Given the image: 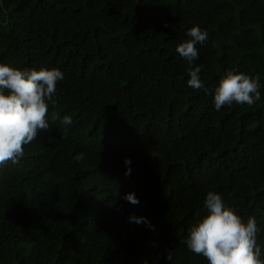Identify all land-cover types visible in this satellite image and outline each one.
I'll return each mask as SVG.
<instances>
[{
    "label": "trees",
    "instance_id": "trees-1",
    "mask_svg": "<svg viewBox=\"0 0 264 264\" xmlns=\"http://www.w3.org/2000/svg\"><path fill=\"white\" fill-rule=\"evenodd\" d=\"M0 64L64 74L50 128L0 168V264H209L184 243L209 191L256 220L264 259V0H0ZM228 70L261 99L217 111Z\"/></svg>",
    "mask_w": 264,
    "mask_h": 264
},
{
    "label": "clouds",
    "instance_id": "clouds-1",
    "mask_svg": "<svg viewBox=\"0 0 264 264\" xmlns=\"http://www.w3.org/2000/svg\"><path fill=\"white\" fill-rule=\"evenodd\" d=\"M187 36L188 39L177 44L176 52L191 64L199 58L197 45H205L208 33L193 26ZM200 74V66L189 68L187 85L213 95V89L205 87ZM63 79L64 74L58 68L18 69L0 64V168L9 161L17 163L24 155L23 146L33 142L39 131L50 128L49 102L57 92V82ZM259 88V77L228 70L214 88L215 109L219 111L233 102L251 106L261 99ZM58 119L66 132L72 124L71 117L59 118L58 113H53L52 123ZM77 159H83V154H78ZM124 163L130 165V159L125 158ZM130 172V167H126L125 174ZM123 198L133 205L139 204L134 192L126 193ZM203 207L206 214L202 217L198 214L184 241L189 251L202 255L209 264H264L257 244L260 229L254 218L245 223L216 192L207 193ZM129 220L147 223L146 218L134 214Z\"/></svg>",
    "mask_w": 264,
    "mask_h": 264
}]
</instances>
